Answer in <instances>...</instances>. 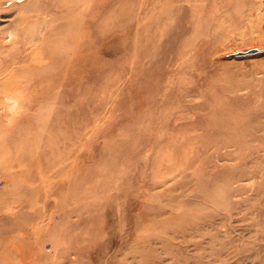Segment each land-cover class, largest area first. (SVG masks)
I'll list each match as a JSON object with an SVG mask.
<instances>
[{
    "label": "rangeland",
    "instance_id": "1",
    "mask_svg": "<svg viewBox=\"0 0 264 264\" xmlns=\"http://www.w3.org/2000/svg\"><path fill=\"white\" fill-rule=\"evenodd\" d=\"M0 264H264V0H0Z\"/></svg>",
    "mask_w": 264,
    "mask_h": 264
},
{
    "label": "water",
    "instance_id": "2",
    "mask_svg": "<svg viewBox=\"0 0 264 264\" xmlns=\"http://www.w3.org/2000/svg\"><path fill=\"white\" fill-rule=\"evenodd\" d=\"M263 52V50H260L258 48H251L245 51H239L237 53H233L231 55H229L230 57H247V56H252V55H256Z\"/></svg>",
    "mask_w": 264,
    "mask_h": 264
},
{
    "label": "clouds",
    "instance_id": "3",
    "mask_svg": "<svg viewBox=\"0 0 264 264\" xmlns=\"http://www.w3.org/2000/svg\"><path fill=\"white\" fill-rule=\"evenodd\" d=\"M13 103V107L9 109V112L15 116L17 115V111H16V108H15V102H12Z\"/></svg>",
    "mask_w": 264,
    "mask_h": 264
},
{
    "label": "bare ground",
    "instance_id": "4",
    "mask_svg": "<svg viewBox=\"0 0 264 264\" xmlns=\"http://www.w3.org/2000/svg\"><path fill=\"white\" fill-rule=\"evenodd\" d=\"M52 56V55H51ZM55 59V58H54ZM58 59V58H57ZM18 105H19V107H20V105H21V103H18ZM19 107H18V109H19ZM22 107V106H21ZM21 107H20V109H21Z\"/></svg>",
    "mask_w": 264,
    "mask_h": 264
}]
</instances>
